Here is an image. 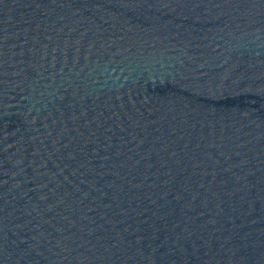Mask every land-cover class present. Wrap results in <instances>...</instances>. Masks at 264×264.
Returning a JSON list of instances; mask_svg holds the SVG:
<instances>
[{
    "label": "water",
    "instance_id": "95a60500",
    "mask_svg": "<svg viewBox=\"0 0 264 264\" xmlns=\"http://www.w3.org/2000/svg\"><path fill=\"white\" fill-rule=\"evenodd\" d=\"M0 264H264V0H0Z\"/></svg>",
    "mask_w": 264,
    "mask_h": 264
}]
</instances>
